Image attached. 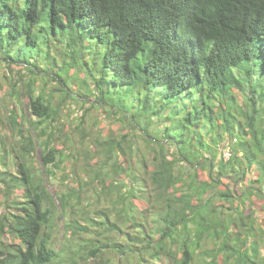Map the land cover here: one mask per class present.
Instances as JSON below:
<instances>
[{
  "label": "trees",
  "instance_id": "1",
  "mask_svg": "<svg viewBox=\"0 0 264 264\" xmlns=\"http://www.w3.org/2000/svg\"><path fill=\"white\" fill-rule=\"evenodd\" d=\"M66 33L108 43L102 78L133 91L124 121L149 147L163 144L135 153L129 134L107 136L105 158L86 165L83 187L57 191L58 203L36 145L49 175L78 154L57 147L60 106L26 51ZM0 78L4 98L19 100L20 86L31 113L9 104L0 120L12 134L1 138L0 264H78L87 251L102 260L86 264H264V0H0ZM154 118L168 121L160 128ZM84 123L81 145L91 135ZM95 180L102 187L84 197ZM94 199L108 203L100 219L88 215ZM58 205L71 217L57 249ZM90 232L103 244L78 246Z\"/></svg>",
  "mask_w": 264,
  "mask_h": 264
},
{
  "label": "rangeland",
  "instance_id": "2",
  "mask_svg": "<svg viewBox=\"0 0 264 264\" xmlns=\"http://www.w3.org/2000/svg\"><path fill=\"white\" fill-rule=\"evenodd\" d=\"M49 40L50 43H44V41H41L38 47H31L26 53H32L31 60L33 62L36 60L37 62V65H35V63L33 64V68L35 70L36 68H39L41 72L39 77L44 78L43 81L39 78V87L44 86L48 82L46 93L48 95H53L54 98L52 99L54 104L60 106L59 127L61 128V131L56 140L57 147L64 149V145L65 147L69 146L71 147V150L78 154L76 159L69 158L68 161H65L62 164L61 169L56 168L55 174L49 175L40 161L42 149L38 143L36 145L35 160L39 165V173L46 179L49 190L59 203V200L56 198L57 191L69 190L71 188L74 189V187L78 189L83 187L84 185L78 181L80 179L84 181L87 180L88 175L85 169L86 165L88 163L90 165L94 164V162L99 163L101 159L105 158L102 140L105 138L107 139V136L115 137L120 140L122 139V135L129 134L130 140L134 141L133 143L136 145L138 144V146H134L136 149H134L135 153L142 151L148 153L151 148L156 149L162 147L161 145L163 142L154 144V147H149L147 141L143 137L140 127L138 125L136 128L133 126L131 127L128 125L126 119L124 121L123 113L120 110L124 111L126 110V107H133V97L131 95L133 91H131L130 87L126 84H109L108 81L110 80L111 75L102 78L103 75L100 73V70L103 67V57L108 48V43L106 41H101L98 38H93L86 34L82 38H78L75 42V40H72V35L69 33L51 36ZM76 43H78V47H76L74 51L71 49V46ZM39 53L42 54L39 55ZM66 54L72 55V57L69 58L72 63L67 64L64 62L62 56ZM88 74H91L93 77L91 78ZM95 78L101 81L97 85L91 82V80H95ZM0 81L2 82L1 78ZM17 89H19L18 91L20 94L19 100H16L15 102V99H11L10 96L4 98V93H6L7 90L5 89L4 92L0 88V120H5L6 115L9 113V104L19 110L23 109L26 118L31 116L30 111L27 110V96L20 86H18ZM39 91L40 89H38L37 93ZM115 103L119 107H116V110H111V106H114ZM81 117H85L83 127L91 132L90 138L82 145L80 143V131L78 132L77 129ZM166 121H168L166 118H154L153 124L158 125L161 128L166 124ZM5 122H7V119ZM26 123L28 124L29 122ZM2 126L3 125L0 122V129ZM6 128L8 129L7 132L0 130V150L2 149L1 138L6 137L7 135H11L12 138V134L9 131V125L6 126ZM99 138H101V141L100 144H97L95 139ZM227 143L228 139L223 141L221 146ZM170 149L174 150V146ZM88 154L92 155L91 159L88 158ZM121 158L124 160L125 156H121ZM10 168H12V166H10ZM121 179H123V177H120V180ZM96 186L99 189L102 187L98 180H95L94 183L88 187L89 189L86 191L87 194H83L84 197L88 195L90 196V194L95 191L94 188ZM18 193H21L20 189L15 191V194ZM4 200L5 187L0 183V202ZM106 200L109 203L107 198ZM106 200L97 201L94 199V204L88 208L89 217L100 219L101 214L99 213V210L105 208L108 204ZM262 204L263 201L258 202V205ZM59 210L60 206L58 205V214L55 219V228L53 231V242L57 249L63 247L65 223L68 218L71 217L69 212L65 215ZM256 216L257 221L264 225V210H257ZM81 222L84 223L85 221L82 220ZM93 237L103 239L98 236L97 233L90 232L84 236L86 242L80 240L77 241V245L83 247L87 246V249H91V247H95L96 244L100 246L103 244L102 241H100L102 243H95V238ZM89 239H91V241H89ZM113 252L111 251V254H108V256L118 258V253ZM263 258L264 250L261 252V259ZM98 259L102 260L96 258L94 255H90L89 251H87L84 256H78V264H86L88 261H95ZM165 262L167 264H176L169 257L165 259ZM122 264L138 263L135 259L132 260L130 258H125Z\"/></svg>",
  "mask_w": 264,
  "mask_h": 264
},
{
  "label": "built area",
  "instance_id": "3",
  "mask_svg": "<svg viewBox=\"0 0 264 264\" xmlns=\"http://www.w3.org/2000/svg\"><path fill=\"white\" fill-rule=\"evenodd\" d=\"M224 154H225V157L228 158V156H229V151H225Z\"/></svg>",
  "mask_w": 264,
  "mask_h": 264
},
{
  "label": "clouds",
  "instance_id": "4",
  "mask_svg": "<svg viewBox=\"0 0 264 264\" xmlns=\"http://www.w3.org/2000/svg\"><path fill=\"white\" fill-rule=\"evenodd\" d=\"M225 151H229V148L228 147H226L225 149H224V152ZM229 155H230V152H229ZM224 156H225V154H224ZM226 158V157H225ZM227 159V158H226Z\"/></svg>",
  "mask_w": 264,
  "mask_h": 264
}]
</instances>
